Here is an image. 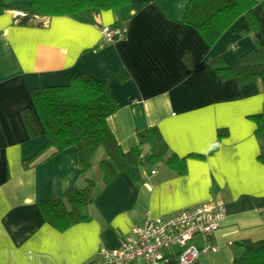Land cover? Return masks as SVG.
I'll list each match as a JSON object with an SVG mask.
<instances>
[{"label": "crops", "instance_id": "obj_1", "mask_svg": "<svg viewBox=\"0 0 264 264\" xmlns=\"http://www.w3.org/2000/svg\"><path fill=\"white\" fill-rule=\"evenodd\" d=\"M186 1L129 0L95 14L91 23L57 15L38 18L39 26L18 24L26 6L7 2L14 9L0 13V264H91L102 258L101 249H117L147 216L210 198L225 202L226 217L212 237L217 250L201 252L195 264H232L239 242L264 239L262 141L252 119L264 110V93L256 81L221 79L211 63L221 56L237 67L245 53L264 45V12L257 0L258 30L251 31L242 14L208 44L182 22ZM114 24L123 37L103 40L101 26ZM78 73L105 80L115 104L108 124L122 149L157 126L169 152L185 158V172L159 163L150 173L140 168V184L125 172L106 182L101 147L84 175L74 147L48 149L28 162L47 140L30 92L67 84ZM222 128L227 134L211 151ZM86 178L95 183L84 208L90 219L63 230L46 222L39 201L83 188Z\"/></svg>", "mask_w": 264, "mask_h": 264}, {"label": "trees", "instance_id": "obj_2", "mask_svg": "<svg viewBox=\"0 0 264 264\" xmlns=\"http://www.w3.org/2000/svg\"><path fill=\"white\" fill-rule=\"evenodd\" d=\"M129 0H30L19 9L17 23L41 25L38 18L65 15L81 22H94L95 14L102 10L117 9ZM257 0H187L182 22L193 26L208 44L218 37L239 16L245 15L251 31L260 24L254 13ZM259 4L264 12V0ZM14 9L7 1L0 0V13ZM212 65L221 79L235 78L239 84L256 81L264 93V45H257L253 51L242 56L241 64L229 67L223 57L216 56ZM120 78L126 75L119 73ZM31 100L46 134V143L27 161L32 162L42 152L52 149L59 152L69 147L77 151L80 172L85 174L99 147L105 158L100 169L106 182L113 180L119 172H125L136 184L143 182L140 168L150 173L159 163H164L178 174L185 172V158L170 153L157 126L146 128L141 141L124 150L117 143L108 124V117L114 112L115 104L105 80L86 73L72 76L67 84L41 86L30 92ZM26 124L34 136V124L25 112ZM255 135L262 141L258 159L264 164V110L252 115ZM227 134L226 129L217 130V139L211 145L216 149L218 140ZM203 157V155H199ZM95 183L86 178L83 188L71 187L64 197H52L39 201L38 205L46 222L63 230L90 216L84 208L93 201ZM239 252L234 254L232 264H264V239L244 240L237 244Z\"/></svg>", "mask_w": 264, "mask_h": 264}, {"label": "built area", "instance_id": "obj_3", "mask_svg": "<svg viewBox=\"0 0 264 264\" xmlns=\"http://www.w3.org/2000/svg\"><path fill=\"white\" fill-rule=\"evenodd\" d=\"M100 33L105 41L123 37L119 25H103ZM226 217L225 202L210 198L197 206L183 208L163 217L147 216L135 224L117 249H101L102 258L91 264H195L201 252L216 251L212 237ZM200 238L198 248L190 243Z\"/></svg>", "mask_w": 264, "mask_h": 264}, {"label": "rangeland", "instance_id": "obj_4", "mask_svg": "<svg viewBox=\"0 0 264 264\" xmlns=\"http://www.w3.org/2000/svg\"><path fill=\"white\" fill-rule=\"evenodd\" d=\"M7 1L11 4H19L21 6H27L29 3V0H4ZM97 155H103V150L101 148L100 152ZM190 243H194L198 248L202 246V241L200 238H194L193 240L190 241Z\"/></svg>", "mask_w": 264, "mask_h": 264}]
</instances>
